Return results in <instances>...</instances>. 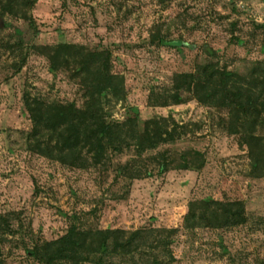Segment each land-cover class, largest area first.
Returning a JSON list of instances; mask_svg holds the SVG:
<instances>
[{
    "label": "rangeland",
    "instance_id": "obj_1",
    "mask_svg": "<svg viewBox=\"0 0 264 264\" xmlns=\"http://www.w3.org/2000/svg\"><path fill=\"white\" fill-rule=\"evenodd\" d=\"M30 16L33 26L0 18V264H44L27 249L73 222L143 231L139 249L106 255L104 264H264V177L253 175L241 133L230 131L222 92L208 94L186 76L211 61L244 77L264 70V0H38ZM59 43L110 53L126 88V99L107 106L110 122L138 114L141 133L159 120L173 139L142 153L108 150L86 168L30 150L27 95L83 105L80 80L53 73L41 49ZM166 93L180 99L150 103ZM256 135L261 149L264 121ZM161 154L170 165L159 174ZM128 163L152 175L130 177ZM206 199L243 202L247 222L188 226L189 206L200 213Z\"/></svg>",
    "mask_w": 264,
    "mask_h": 264
},
{
    "label": "trees",
    "instance_id": "obj_2",
    "mask_svg": "<svg viewBox=\"0 0 264 264\" xmlns=\"http://www.w3.org/2000/svg\"><path fill=\"white\" fill-rule=\"evenodd\" d=\"M38 0H0V18L7 15L28 20L33 26L30 12ZM160 44H167L164 38ZM48 57L50 70L58 73L69 70L73 78L80 80L83 105L76 102H48L41 98L25 97V104L33 124L29 134V149L57 160L63 164L86 168L99 165L108 150L122 152L135 148L142 153L147 148H156L159 143L173 139V134L159 120L146 123L144 133L139 130V116H129L123 122L109 121L107 106L113 101L126 99L124 76L113 73L111 55L106 50L87 51L83 46L59 43L41 48ZM190 84L199 83L209 92H222V105L228 110L230 131L241 133L248 145L253 175L264 177V144L256 135L264 121V70H255L249 76H241L211 61L199 65L187 74ZM180 99L178 93L149 98L152 105L168 106ZM166 120V119H164ZM159 174L169 168L165 154L156 159ZM123 173L130 177L151 176L152 172L135 169L133 163L126 164ZM198 213L189 206L186 216L188 226L199 222L211 228H227L247 222V214L241 201H215L206 199ZM176 231V230H172ZM142 230L128 232L121 228L86 229L73 222L67 232L51 241L37 243L27 253L44 264H104V256L128 255L140 248ZM99 255L96 259L95 256ZM155 264H159L155 261Z\"/></svg>",
    "mask_w": 264,
    "mask_h": 264
}]
</instances>
